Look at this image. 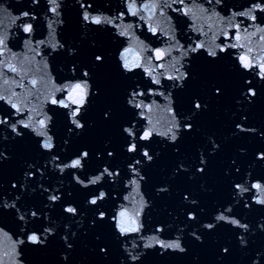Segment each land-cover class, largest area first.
<instances>
[{
    "label": "water",
    "instance_id": "obj_1",
    "mask_svg": "<svg viewBox=\"0 0 264 264\" xmlns=\"http://www.w3.org/2000/svg\"><path fill=\"white\" fill-rule=\"evenodd\" d=\"M0 264H264V0H0Z\"/></svg>",
    "mask_w": 264,
    "mask_h": 264
}]
</instances>
